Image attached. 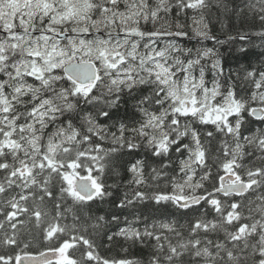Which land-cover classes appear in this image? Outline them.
<instances>
[{"label":"snow or ice","instance_id":"1","mask_svg":"<svg viewBox=\"0 0 264 264\" xmlns=\"http://www.w3.org/2000/svg\"><path fill=\"white\" fill-rule=\"evenodd\" d=\"M252 35L264 0H0V247L49 244L0 264H264V65L202 43Z\"/></svg>","mask_w":264,"mask_h":264},{"label":"trees","instance_id":"2","mask_svg":"<svg viewBox=\"0 0 264 264\" xmlns=\"http://www.w3.org/2000/svg\"><path fill=\"white\" fill-rule=\"evenodd\" d=\"M240 2V0H236ZM207 18L210 20L209 27L213 35L218 36L220 39H227L229 35L235 36L238 31H257L259 30L258 25L255 27L249 28L248 26L241 27L240 23L237 22L234 16H225L220 12L219 9L214 6L208 13ZM185 43L191 47L193 44H196V41L191 42L185 41ZM207 47H215L219 53L222 65L224 67L225 75L232 74L235 76L236 73L243 75V69L248 67H259L264 65V40L259 36L252 35L247 41L234 40L229 41L225 45H216L213 41H203L202 42ZM200 46V45H196ZM243 47L246 51L241 52L240 49ZM100 213L105 214L109 211H114L110 208V205L105 202L100 206ZM145 215H152L153 210L151 208H142ZM129 211L137 210H126L123 215H127ZM115 231V227L112 229ZM98 245V251L101 256L105 258H132L136 257L142 261L147 260L148 249L131 247L125 241L120 238H116L113 242H109L105 239L101 240L99 237H93ZM21 244L18 248L8 249L0 247V254H11L15 255L16 252H29V253H39L41 251L47 250L49 244L45 242L42 238V235L39 230H33L30 233L25 232L21 236ZM121 241V242H120ZM29 243L27 249L23 248V243ZM127 247L128 251H122L123 248ZM8 250V251H7ZM77 256L79 253L76 254Z\"/></svg>","mask_w":264,"mask_h":264},{"label":"bare ground","instance_id":"3","mask_svg":"<svg viewBox=\"0 0 264 264\" xmlns=\"http://www.w3.org/2000/svg\"><path fill=\"white\" fill-rule=\"evenodd\" d=\"M121 242V241H120ZM8 251V250H7ZM44 251H46V250H44Z\"/></svg>","mask_w":264,"mask_h":264},{"label":"water","instance_id":"4","mask_svg":"<svg viewBox=\"0 0 264 264\" xmlns=\"http://www.w3.org/2000/svg\"><path fill=\"white\" fill-rule=\"evenodd\" d=\"M35 255H38V254H35Z\"/></svg>","mask_w":264,"mask_h":264}]
</instances>
